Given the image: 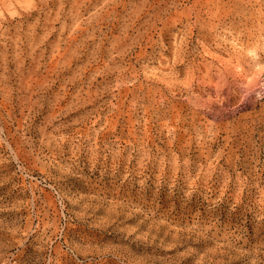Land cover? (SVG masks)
Listing matches in <instances>:
<instances>
[{"label":"rangeland","instance_id":"obj_1","mask_svg":"<svg viewBox=\"0 0 264 264\" xmlns=\"http://www.w3.org/2000/svg\"><path fill=\"white\" fill-rule=\"evenodd\" d=\"M0 264H264V0H0Z\"/></svg>","mask_w":264,"mask_h":264}]
</instances>
